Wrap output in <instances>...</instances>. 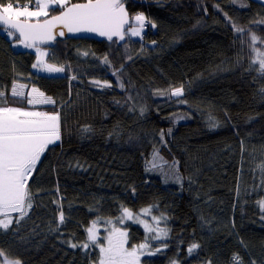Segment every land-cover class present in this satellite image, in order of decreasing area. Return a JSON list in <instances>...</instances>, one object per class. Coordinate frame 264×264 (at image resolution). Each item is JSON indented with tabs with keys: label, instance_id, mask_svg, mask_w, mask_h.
Listing matches in <instances>:
<instances>
[{
	"label": "trees",
	"instance_id": "16d2710c",
	"mask_svg": "<svg viewBox=\"0 0 264 264\" xmlns=\"http://www.w3.org/2000/svg\"><path fill=\"white\" fill-rule=\"evenodd\" d=\"M124 3L130 17L142 12L156 27L148 24L143 39H58L46 48L47 63L66 69L58 75L36 72V54L16 51L0 28V91L6 106L31 109L10 89L14 81L33 84L56 101L33 109L58 112L61 130V139L49 145L28 182L33 207L19 224L14 220L7 231L0 229V249L23 264H94L98 248H72L68 241L84 243L85 229L99 217L101 235L111 227L104 220L111 219L128 232L127 247L138 245L145 229L133 221L117 223L120 207L137 214L154 206L152 215L168 218V247L142 256L141 264H232L233 254L244 264H264V212L258 205L264 199V77L251 64L247 34L242 44L225 17L264 39V24L254 23L264 19V3ZM105 56L110 65L103 63ZM181 84L185 94L179 99L187 104L154 94ZM212 120L217 127H210ZM154 152L165 171L178 162L180 183L151 169ZM194 242L200 247L189 256Z\"/></svg>",
	"mask_w": 264,
	"mask_h": 264
},
{
	"label": "snow or ice",
	"instance_id": "6c2138e0",
	"mask_svg": "<svg viewBox=\"0 0 264 264\" xmlns=\"http://www.w3.org/2000/svg\"><path fill=\"white\" fill-rule=\"evenodd\" d=\"M31 5L32 0H24L23 4L21 0H0V26H3L8 37L17 39L25 48H35L38 56L37 62L32 67L48 73H63L66 69L62 65L49 64L41 59L40 57L46 56L47 52L42 51L38 45L54 41L57 36L63 37L66 34L65 30L68 33H96L109 41L117 37L122 41L126 35L143 39L142 33L146 23L151 24L153 28L156 27V24L142 12L130 17L124 0H85L83 3H73L72 0H35V9H32ZM246 6L241 4V7ZM57 7L60 9L59 14L50 15V10H55ZM225 17L233 24V29L242 44L243 37L247 34V39L250 41L248 46L254 54L251 64L258 65L254 70L264 77V48L256 47L257 44L264 45V39L254 30L236 25L230 17H227V13ZM254 23L264 24V19ZM152 43L155 44V41ZM88 54V52L83 53L85 56ZM128 59L132 57L129 56ZM103 63L110 65L107 56L103 58ZM249 70L253 68L250 66ZM72 79L75 80L76 77L73 76ZM93 83L99 85L101 82L93 81ZM104 85L111 87L107 81ZM120 86L123 88L122 83ZM25 88H27L26 84H18L14 81L11 95L25 100L29 106L56 103L51 96H46L36 87H32L26 97ZM261 91L264 92V88H261ZM154 94L175 97L177 99L173 101L174 103H188L186 99H179L185 94L183 84L169 86L167 89H157ZM4 97L5 92L0 91V229L7 231L14 220L16 224H19L28 215V210L33 207L28 182L49 145L61 139V130L58 112L33 111L22 107L6 106L7 101ZM144 111L145 109H140L142 115ZM185 118H187L185 115L177 116V119ZM210 127H217V123L212 120ZM171 131V128L168 129L169 135ZM164 137L165 133L162 131L160 133L162 141ZM157 159L162 158L154 152L151 169L158 168L166 180L171 178L176 183L182 181L177 161L169 165L165 171L163 165L157 163ZM261 167L264 171V166ZM258 205L260 211L264 212V199L259 200ZM153 207H146L137 214L126 206L120 207L121 215L116 218L117 223L122 224L125 219H128L142 224L145 229V240L138 245L127 247L128 232L117 227L111 219L104 220V223L111 227L110 230L105 229L107 235L101 238L97 227L101 219L99 217L85 229L84 243L78 245L68 241V244L72 248L82 247L84 250L93 246L98 248L99 254L94 264H141L142 256L155 255L168 247V244L164 242L168 239L170 232L166 224L168 218L163 213L159 216L152 215ZM12 213H18V215L14 218ZM142 216H151V222L141 219ZM261 219H264V215ZM58 220L60 224H63L65 220L63 211H60ZM161 222H164V227L160 226ZM152 241L162 243L156 246ZM241 243L243 244V241ZM199 247V244L192 243L187 249L188 255L191 256ZM231 260L232 264H244L239 254H233ZM0 264H23V261L19 258L11 259L4 250L0 249ZM171 264H179V262L173 260ZM207 264H212V261L209 260ZM252 264L256 262L252 261Z\"/></svg>",
	"mask_w": 264,
	"mask_h": 264
},
{
	"label": "rangeland",
	"instance_id": "374dc122",
	"mask_svg": "<svg viewBox=\"0 0 264 264\" xmlns=\"http://www.w3.org/2000/svg\"><path fill=\"white\" fill-rule=\"evenodd\" d=\"M259 1H261L262 3H264V0H259ZM33 7H32V9H35V0L33 1ZM136 15V14H135ZM135 15H132V16H135ZM146 16V15H145ZM147 17V16H146ZM43 18V17H42ZM148 24L146 23V27H145V29H144V32L142 33V35L146 32V30H147V28H148V26H147ZM5 31V30H4ZM6 32V31H5ZM7 34V33H6ZM130 37H132L133 39H141V37H138V36H130ZM7 38L8 39H10V40H12V47L16 50V51H31V52H33V53H35L36 54V62H37V56H38V53H37V51H36V49L35 48H25L22 44H20L19 43V41L18 40H15V39H13V38H10V37H8L7 36ZM42 51H45V52H47V55H48V49H46V48H41V47H39ZM47 55L46 56H42V57H40L41 59H43L46 63H47ZM35 62V63H36ZM36 70V72H38L39 74H43V75H58L59 73H48V72H44V71H40V70H38V69H35ZM18 84H26L27 85V88H25L24 89V92H25V94H26V97H27V93L28 92H30V90H31V88L32 87H36V88H38L37 86H35V85H33V84H29V83H26V82H17ZM13 85V84H12ZM11 89H12V86H11ZM11 89H10V94H11ZM39 89V88H38ZM46 96H49V95H47V94H45ZM53 98V97H52ZM54 99V98H53ZM50 105H52V104H37V105H34V106H29V108H31V109H29V110H33V111H38V110H35V109H33V108H35V107H42V106H50ZM12 214H18V213H12ZM11 214V215H12ZM135 214V213H134ZM142 219V218H141ZM132 220H128V219H125L124 220V224H126V223H128V222H131ZM149 222H151V220H149ZM100 231V230H99ZM99 234V236L101 237V238H103L104 236H106L107 235V232H105V235H101L100 233H98Z\"/></svg>",
	"mask_w": 264,
	"mask_h": 264
},
{
	"label": "water",
	"instance_id": "95a60500",
	"mask_svg": "<svg viewBox=\"0 0 264 264\" xmlns=\"http://www.w3.org/2000/svg\"><path fill=\"white\" fill-rule=\"evenodd\" d=\"M76 3H83V2H76ZM126 10H127V8H126ZM57 14H59V13H57ZM129 16H130V14H129ZM0 28H3V26H0ZM65 33L66 34L63 37L57 36L54 41H51V42L46 43V44H40V45H38V47L50 48L52 46V44L58 39L59 40H66V39H93V40H96V41L107 39L106 37L99 36L96 33H68L66 30H65ZM113 38H117V37H113Z\"/></svg>",
	"mask_w": 264,
	"mask_h": 264
}]
</instances>
